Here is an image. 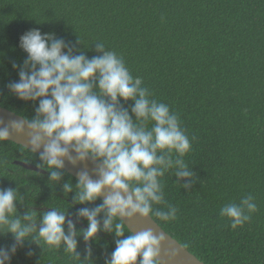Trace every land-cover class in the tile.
Instances as JSON below:
<instances>
[{
    "label": "trees",
    "instance_id": "16d2710c",
    "mask_svg": "<svg viewBox=\"0 0 264 264\" xmlns=\"http://www.w3.org/2000/svg\"><path fill=\"white\" fill-rule=\"evenodd\" d=\"M32 29L89 59L103 54L97 45L103 43L143 80L150 98L178 115L192 145L184 160L194 179L181 180L191 185L183 189L173 171L165 174V202L154 207L171 205L177 215L169 222L152 216L162 229L205 264H264V0H0V106L26 119L35 106L8 85L19 80L13 65L27 58L20 37ZM16 161L39 162L34 152L0 141V189L19 190L20 217L55 209L68 213L77 233L87 229L79 212L101 200L75 204V193L64 194L63 184L76 180L66 171L55 184ZM249 196L257 211L233 229L220 211ZM124 232L131 234L126 226ZM76 239L81 259L62 246L25 242L10 264H105L118 238L101 231L89 243ZM13 243L11 234H0V248Z\"/></svg>",
    "mask_w": 264,
    "mask_h": 264
},
{
    "label": "clouds",
    "instance_id": "9594fccd",
    "mask_svg": "<svg viewBox=\"0 0 264 264\" xmlns=\"http://www.w3.org/2000/svg\"><path fill=\"white\" fill-rule=\"evenodd\" d=\"M97 45L103 54L89 59L74 55L65 40L39 29L20 37L27 58L22 66L13 65L19 80L8 88L20 100L32 102L35 115L7 124L0 119V141L11 140L13 135L26 138L25 147L36 153L37 166L47 171L51 183L62 181L65 161L73 168L85 165L75 183L63 184L65 196L75 193L79 205L103 199L98 207L80 210L79 218L86 219L88 227L77 233L63 211L51 208L39 218L34 211L20 217L17 203L22 204L23 198L19 190L0 189V234H11L14 240L9 248H0V264H10L25 242L62 246L65 253L80 258L77 235L89 243L101 231L118 238L105 264H160L165 237L151 229L125 235L124 226L137 218L176 219V207L168 205L164 211L154 205L165 202L163 178L169 171L183 189L191 186L180 181L194 179V170L184 160L192 145L178 115L167 104L150 98L143 80L132 76L122 57L106 50L103 43ZM121 101H132L133 106L127 109ZM89 162L94 165L91 174L86 167ZM256 211L249 196L240 204L224 206L220 214L235 229ZM91 255L89 248L88 259Z\"/></svg>",
    "mask_w": 264,
    "mask_h": 264
},
{
    "label": "water",
    "instance_id": "95a60500",
    "mask_svg": "<svg viewBox=\"0 0 264 264\" xmlns=\"http://www.w3.org/2000/svg\"><path fill=\"white\" fill-rule=\"evenodd\" d=\"M0 119H2L6 124L12 120H22V119L26 120V118L1 106H0ZM8 141L28 149L27 147H25L27 146L26 138H20L16 135H13L12 139ZM14 164L29 171L37 172L40 174L47 173L45 170L30 163L16 161ZM86 167L89 173L91 174L94 165L91 162H89ZM84 168L85 165H79L78 167L73 168L70 164L67 163V161H65V171L75 179H77L78 172L84 170ZM95 178L96 177L93 176V179ZM102 199L103 198H101L100 200L102 201ZM68 219L71 222H74L73 219L71 218ZM78 224L83 225L82 223H78ZM125 226L130 232L133 233H139L141 231L151 229L157 236L162 234L165 237V239L161 241V255L159 257L160 264H205L201 262L190 251H188L182 244H180L171 235L166 233L165 230H163L162 227L152 217L146 220L137 218L133 221L126 222ZM84 227L87 228L86 226Z\"/></svg>",
    "mask_w": 264,
    "mask_h": 264
}]
</instances>
